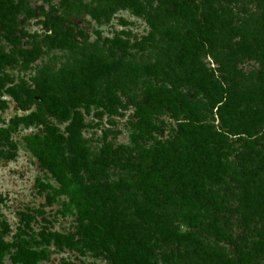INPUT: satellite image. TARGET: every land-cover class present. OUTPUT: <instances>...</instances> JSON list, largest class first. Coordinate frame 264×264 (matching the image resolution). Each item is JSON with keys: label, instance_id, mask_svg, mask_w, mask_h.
<instances>
[{"label": "rangeland", "instance_id": "rangeland-1", "mask_svg": "<svg viewBox=\"0 0 264 264\" xmlns=\"http://www.w3.org/2000/svg\"><path fill=\"white\" fill-rule=\"evenodd\" d=\"M19 1L29 12L16 15L17 25L11 31L0 25V51L10 56L9 63L0 68V129H7L13 119L17 121L9 140L0 144L3 241L15 245L24 239L33 248H45L41 264H136L129 252L114 261L108 257L97 241L82 234L75 211L67 207L68 199H51L39 186L55 183L27 150L23 138L42 125L19 119L40 114L62 136L68 158L74 154L67 141L70 119L50 115L40 97L27 99L20 107L6 89L38 91L44 80L59 82L57 91L67 99L84 96L95 101L77 107L83 115L80 130L85 161L90 164V170L80 169L81 179L109 192L100 201L109 211L123 212V228H136L149 240V248L121 242L111 246L112 250L137 249L148 254L147 264H215L216 257L235 259L237 248L246 249L264 233V214L251 211L253 207L264 210V120H250L246 132L237 123L233 124L234 133L226 126L230 110L238 107L239 95L247 90L241 85L254 91L253 87L264 82L261 55L258 59L231 51L243 41L242 35H235L236 27L264 31V0H13ZM184 1L196 6L195 19L175 13L174 7ZM84 22L90 25L88 33L63 39L68 24ZM198 26L213 29L215 35L204 42L207 50L203 55L188 54L189 60L196 59V65L182 66L181 56L186 51L173 33L198 40ZM92 55L106 65L104 75L87 69ZM193 71L198 76L207 73L221 94L210 98L197 83L179 80L180 75ZM151 87H164L199 101L204 105V122L228 138L232 154L227 171L221 180L207 183L205 192L214 193L229 207L230 214L221 226L230 240L218 241L206 225L192 227L181 218L179 212L192 207L190 202L179 201L178 190L167 191L178 199L168 203V196L140 184L149 170L161 168L178 149V125L184 120L183 115L161 109L151 115L148 125L143 124L136 112L146 105ZM259 105L264 109V98L252 103ZM56 234L71 237L74 246L58 245ZM188 234L193 240L185 239ZM14 253L11 246L0 264H17ZM256 262L264 264V255Z\"/></svg>", "mask_w": 264, "mask_h": 264}, {"label": "trees", "instance_id": "trees-1", "mask_svg": "<svg viewBox=\"0 0 264 264\" xmlns=\"http://www.w3.org/2000/svg\"><path fill=\"white\" fill-rule=\"evenodd\" d=\"M195 7L184 1L176 5L174 11L178 16L192 20L197 17ZM21 11L29 12V8L23 2L0 0L1 27L8 31L13 30L17 25L16 15ZM235 30V35H242L243 41H239L231 51L235 54L238 50L242 55H251L256 58L261 55L264 59V31L255 27L249 28L246 25L238 26ZM89 31L88 22L68 24L63 39L68 40L67 36L75 37ZM196 35L199 37L198 40L189 37L181 38L177 32L173 33V38H177L186 51L181 56L180 64L182 66L188 63L197 64L195 58L189 60L188 54L193 57L203 55L207 50L204 42L214 37L215 32L209 27L198 26ZM56 36L60 40L59 31H56ZM9 60L10 56L0 51V68L8 64ZM105 66L96 55H92L87 69L104 75L107 72ZM196 74L197 72L193 71L187 75H180L179 80L197 83V87L210 98L221 94L220 88L207 73L200 76ZM58 85L60 83L57 81L53 83L52 80H44L38 91L14 87L6 89V92L20 107L24 106L27 99L40 97L45 101V109L50 115L58 120L70 119L66 127L67 141L70 142L74 154L69 158L64 154L62 136L57 133L54 127L48 125L40 114L31 113L25 119H19V121L28 124L42 125L37 132L23 138L27 150L55 183V185L39 183V186L47 191L51 199L58 197L68 199L67 207L75 211L82 227V234L91 241H97L113 261L121 259L124 253L129 252L136 264H147L149 262L147 253H140L137 249L127 250L125 247L112 250L111 246L121 242H126L125 245L129 246L139 243L149 248V240L136 228L130 230L123 228V212H115L114 209L109 211L106 204L99 199L110 193L102 191L94 184H84L80 176V169L85 167L90 170V164L85 161L84 141L80 130L83 125V115L77 107L80 103H94L95 101L91 97L84 96H71L67 99L58 93ZM241 87H245L247 90L243 96L239 95V108L231 109L230 112L228 110L231 120L226 121V126L233 133L235 132L233 125L235 123L246 132L251 127L250 120L257 119V117L259 120H264V109L260 105L252 106V103H259V100L264 98V82L253 87L254 91H259V93L254 92L247 85H241ZM2 89L3 84L0 79V91ZM203 108L204 105L199 101L186 98L179 93H171L164 87L148 89L146 105L139 106L136 112L143 124L148 125L151 115L159 113L161 109H167L173 115H183L184 120L178 125L179 133L176 143L178 149L164 161L161 168L149 170L141 179L140 184L156 193L161 192L168 196L166 197L168 203L177 202L178 199L181 202H190L192 208L180 211L181 218L185 219L192 227L198 228L206 225L205 228L210 229L218 241L230 240L232 237L227 236L226 230L221 226L222 221L227 219L230 214L229 207L219 202L214 193L207 194L205 185L221 180L226 173L232 146L225 134L214 130L204 122L201 112ZM16 126L17 121L13 119L7 129H0V144L1 140H9L10 134L15 131ZM170 189L178 190L181 196L177 199L167 195V191ZM184 195H186L185 198H183ZM260 206L259 202L258 207ZM256 210L255 207L251 208L254 214H264V210ZM226 222L228 221L226 220ZM2 227L3 231H7L5 225ZM54 238L55 243L60 246L61 244L71 246L75 244L69 236L56 234ZM192 238L191 234L185 237L186 240H193ZM46 242L49 243L50 239H46ZM11 246L15 247L13 259L17 264H41L46 253L45 248L40 250L33 248L27 240L21 239L12 245L0 237V259ZM263 255L264 233H260L258 238L252 241L246 249L237 248L235 259L224 256L216 257L215 264H258L256 258Z\"/></svg>", "mask_w": 264, "mask_h": 264}]
</instances>
